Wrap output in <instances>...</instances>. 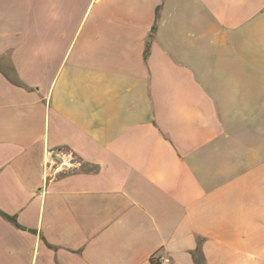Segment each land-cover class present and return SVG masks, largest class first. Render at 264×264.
Wrapping results in <instances>:
<instances>
[{"label":"crops","instance_id":"0c3cea01","mask_svg":"<svg viewBox=\"0 0 264 264\" xmlns=\"http://www.w3.org/2000/svg\"><path fill=\"white\" fill-rule=\"evenodd\" d=\"M158 255L264 264V0H0V264Z\"/></svg>","mask_w":264,"mask_h":264},{"label":"built area","instance_id":"2783aa9c","mask_svg":"<svg viewBox=\"0 0 264 264\" xmlns=\"http://www.w3.org/2000/svg\"><path fill=\"white\" fill-rule=\"evenodd\" d=\"M158 259L160 261V264H168L170 262V259L168 257L158 255Z\"/></svg>","mask_w":264,"mask_h":264},{"label":"trees","instance_id":"16d2710c","mask_svg":"<svg viewBox=\"0 0 264 264\" xmlns=\"http://www.w3.org/2000/svg\"><path fill=\"white\" fill-rule=\"evenodd\" d=\"M4 216L7 217L8 219H12V220H14V218L11 217V216H9V215L4 214ZM18 226L22 228L21 225H18ZM153 264H159V263H158V261L154 260V261H153Z\"/></svg>","mask_w":264,"mask_h":264},{"label":"water","instance_id":"95a60500","mask_svg":"<svg viewBox=\"0 0 264 264\" xmlns=\"http://www.w3.org/2000/svg\"><path fill=\"white\" fill-rule=\"evenodd\" d=\"M61 159V158H60Z\"/></svg>","mask_w":264,"mask_h":264}]
</instances>
